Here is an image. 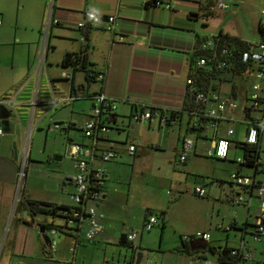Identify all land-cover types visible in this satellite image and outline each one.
Segmentation results:
<instances>
[{"label": "crops", "instance_id": "obj_1", "mask_svg": "<svg viewBox=\"0 0 264 264\" xmlns=\"http://www.w3.org/2000/svg\"><path fill=\"white\" fill-rule=\"evenodd\" d=\"M49 1L0 0V45L15 47L12 69L19 68L24 72L21 76L13 74L15 76L9 86L0 80V101L9 99L13 102L9 107L0 105L4 130V135L0 136V243L8 231L9 221L13 224V229L9 230L4 240L8 252L3 264H135L140 253L141 264H204L206 261L214 264L219 257L209 252V246L221 252L225 247L235 250L242 244L245 250L252 253L248 239H255L253 231L249 227L246 230L243 228L247 223L256 225L260 215L261 202L254 192L238 187L231 178L216 176L196 184V188L201 185L207 191V196L197 199V203L184 195L185 187L189 193L186 181L192 178L191 174L211 177L206 166L207 162L217 159L209 155L216 139L228 137L232 142H246V109L252 86L249 84L250 77L245 81V92L236 96H220V100L235 101L237 107H227L223 118L217 124L208 126L204 138L189 136L187 117L171 122L161 116H154L149 121L138 119L147 107L161 109L166 116L170 111L183 109L189 62L197 40L218 34L209 33L208 21H201L200 26V19L206 14L200 8L203 0H51L50 8ZM156 1L161 4L158 5ZM228 1L231 8L232 0ZM49 9L50 34L44 46L41 31L36 41L18 34V28L28 30L35 27L37 24L33 19L40 13L45 16ZM88 13L99 15L101 22L81 27ZM13 15L16 19L12 25ZM111 16L116 18L114 23L108 20ZM14 24L17 28L15 31ZM10 31H14L12 38ZM53 37L67 43L61 46L52 41ZM244 40L252 43L260 41ZM34 44L36 51L33 54L31 48ZM19 45L22 48L28 45L30 49L27 59L16 66L15 54ZM81 52H86L92 68L105 76L104 91L116 106V122L111 124L107 133L99 134L97 147L101 151L113 150L117 156L109 162L96 158L92 163L94 170L104 173L102 199L92 203L104 215L101 233L94 240H87V221L80 225V232L73 230L78 228L75 223L69 224L72 229L68 230V235L61 232L52 235L56 246L51 248L46 245L41 233V226L47 224L37 225L35 220L29 222L24 216L25 211L34 217L38 214L31 212L28 200L74 207L72 195L75 191L70 193L73 203L59 202L53 198H27L29 192L23 190L18 197L19 158L21 150L29 145L31 134L41 131L48 118V131L74 132L69 136V152L73 143L84 146L93 144V140L79 129H83L90 119L94 104L93 100L85 98L86 91L99 90L100 83L88 84L85 72H77L73 81L62 79V74L71 70L62 67L65 55ZM31 85L34 86L33 92ZM73 87L77 91L85 90V96L77 92L79 97L74 98ZM60 97H65V101L60 102ZM241 97L245 99L243 105L238 103ZM34 101L37 103L35 106ZM56 123H71L74 128L55 129ZM230 129H234V135L229 137ZM238 132L242 133L244 139H239ZM187 138L194 140V149L189 152L187 160L181 162ZM132 144L136 146L134 154L129 150ZM263 144L264 135L261 140L264 151ZM231 145L230 158L222 161L232 162L243 158L237 152L232 156L233 150H238V147L234 143ZM261 159L264 162L262 154ZM237 165L236 171L241 170L243 175H247L243 172L244 167ZM73 169L66 176L65 183L75 187L71 180L76 171L74 161ZM137 176L140 177L139 183H142L139 188L153 184L151 194L154 195L152 203L140 202L138 209L143 212L140 216L132 212L134 205L137 206L133 202L140 193L134 184ZM247 176H255L264 183L261 173L254 175L253 171V175ZM211 184L218 187V198L214 197L212 203L208 201L212 199ZM224 193L230 204L245 208V218L235 213V217L225 223L222 218L215 220L209 217V203L219 213L228 206L224 202ZM238 195L244 197L243 202L234 201ZM201 209L203 212H200ZM155 213H161L165 224L161 225L157 217L159 222L148 231L145 226L150 217H156ZM65 224L64 220L61 225ZM199 231L211 235L206 251L194 250L196 244H192L194 241L189 238ZM132 232L138 234L137 239L131 242L133 248L121 244L122 238ZM263 235L258 242L263 241ZM49 249L52 255L47 253ZM187 250L193 254L189 256L185 253ZM252 255L256 262H264Z\"/></svg>", "mask_w": 264, "mask_h": 264}, {"label": "rangeland", "instance_id": "obj_2", "mask_svg": "<svg viewBox=\"0 0 264 264\" xmlns=\"http://www.w3.org/2000/svg\"><path fill=\"white\" fill-rule=\"evenodd\" d=\"M199 0L198 2H200ZM51 0L49 1V8H50ZM201 9H203L204 6H206L209 3V0H203L200 2ZM202 10H200L201 12ZM214 14L212 17L207 18L202 15V18L200 19V26H202L201 21L209 22L208 29L210 32L219 33L220 31H223L233 37L237 38H247L249 40H255L257 41L260 39V33H259V25H264V0H232L231 1V8L227 9L224 12H220L216 9V6L213 7ZM50 9L45 12V16L43 13H40L39 16L35 17L33 21H36L35 27H30L28 30H25L23 27L16 28L14 24V31L16 30L20 36L26 35L29 40L36 41L38 37L40 38V31H41V43H43V46L45 45L44 41L45 39L49 37V31H48V24L50 20ZM15 15L12 16V25L13 22H15ZM43 24V26H42ZM41 26V27H40ZM9 27V25H8ZM223 29V30H222ZM206 30V29H205ZM13 32H9L10 38H12ZM212 36V35H211ZM52 41L55 43H59L61 46L65 45L67 42L63 40H57L56 38H52ZM24 48L19 45L18 49H16L15 54V64L16 66H20L21 61H25L28 56L29 52V46L25 45ZM32 53L34 54L36 51V44H34L31 48ZM15 47L14 46H2L0 45V80L5 81V83L9 86L11 84V79L13 74L18 73L17 75L21 76L23 70L17 68V70L12 69L13 68V59H14V53ZM60 54L59 52L57 53ZM59 74L61 72V69L58 70ZM5 75L6 77H2ZM248 76L245 75L244 77L234 78V84L238 86L237 94H241V92H245V81H247ZM63 79V78H62ZM255 82V77L250 76L249 84H253ZM250 84V85H251ZM230 88L231 85H224L223 86V94L229 95L230 94ZM29 90V89H28ZM30 90L33 92L34 86L31 85ZM29 94L31 95L30 91ZM233 96V94H230ZM238 103L240 105H243L245 103V99L243 97L238 99ZM47 110L48 108H44ZM29 110V109H28ZM41 110V109H40ZM87 114V113H85ZM49 118L47 119V122L44 123L41 127V131H35V134H31L29 138V153L27 157V161L25 164V173L26 178L23 182V187L18 191V197L21 195L22 190L28 191V197H36L39 199L47 198L53 200L59 201V202H66V203H73L70 199V193L75 191V187L72 185H68L65 183L66 176L70 175L73 172V161L69 158V149L68 145L70 142V134H74V132L70 133H63L61 130H47V123L49 122ZM55 122V121H54ZM53 122V123H54ZM239 139H244L241 132H238ZM78 140V138H77ZM24 148V146H23ZM264 148V144H263ZM23 150V151H22ZM21 150L20 155V169H23V159H22V153L24 152V149ZM238 153L237 155L239 157L243 156V152L241 149L233 150L232 156H235L234 153ZM262 156H264V153H262ZM63 158L60 160L59 158ZM234 158V157H233ZM154 162V160H152ZM237 164L233 162L228 161H222V160H214V162H207V168L210 170V176L211 177H205L201 174H191L192 178H190L188 181H186V186H189V193L186 191V187L184 188V195L188 197V200H192L193 203H197V199H203V197L197 196L195 192L196 184H202L204 182L205 178H216V176L221 177L223 179H229L231 178V174L236 171ZM184 165L179 168H183ZM244 174L247 175H253V170L249 168H244L243 170ZM209 179V180H210ZM140 177L137 176L135 180V187L136 190H138L140 193L134 200V205L132 212L137 215H142L143 212L138 209L140 206V202L143 204L152 203V199L154 197L153 194H151L152 191V185H149L147 187H141L139 188L142 183H139ZM185 185V184H184ZM199 187H202L201 185H197ZM212 188V199L208 200L209 202L214 200L213 198H218V192H217V185L211 184L209 186ZM213 187H215V190H213ZM207 196V195H206ZM205 196V197H206ZM225 197V201L228 206H225V209L221 210L220 213L215 207L212 208V205L210 203L208 204L207 214L210 218H213L215 220H219V218L223 219L225 223L229 222L235 217V213L240 215L242 218H245L246 216V210L245 208L238 206V205H232L228 201H226L227 194L224 193L223 195ZM206 199V198H205ZM14 200V199H13ZM197 201V202H196ZM14 203V202H13ZM223 203V202H221ZM200 212H203V209H201ZM220 214V217H219ZM25 218L29 220V222H32L35 220V223L37 225L39 224H54L56 226H60L64 223V219L60 216L53 217L49 214H43L38 213L35 217L29 215L26 211L24 212ZM155 216L159 218L161 225H162V216L161 213H155ZM35 218V219H34ZM13 229V224L9 221L8 223V231L5 233L3 238L1 239L0 243V262L2 264L5 261L6 253L8 252L7 248H5V237L8 234L9 230L11 231ZM216 230V229H215ZM13 232H11L12 234ZM250 248L252 250V253L257 259H260L261 261H264V235L262 237V242H258L253 237H250ZM49 255H52V251L49 249L47 251ZM264 263V262H263Z\"/></svg>", "mask_w": 264, "mask_h": 264}, {"label": "built area", "instance_id": "obj_3", "mask_svg": "<svg viewBox=\"0 0 264 264\" xmlns=\"http://www.w3.org/2000/svg\"><path fill=\"white\" fill-rule=\"evenodd\" d=\"M158 5L161 3L157 2ZM230 2L228 0H216V9L219 11H225L229 9ZM102 18L95 13H88L87 18L84 22L80 24L81 27H85L88 23H100ZM109 22L114 23L116 18L111 16L108 17ZM210 38V37H209ZM123 40V38H121ZM256 45L255 48H252L251 51L244 54V60L247 61L252 59L255 61L257 66L259 67L255 72H253V76L255 77V82L251 86L250 92V102H248V108H252L255 111L259 108V100L264 98V42L254 43ZM213 42L209 40L207 44L204 45V48L212 47ZM206 64L205 58H200L197 62V65L202 67ZM73 71L67 70L62 74L63 79L71 80L73 79ZM98 82L102 87H105V76L99 75ZM188 85H192L193 81L188 79ZM104 89V88H103ZM73 98V97H72ZM221 97L218 95H207L204 92H199L197 94V101L207 105V115L212 118L220 121L223 118L224 112L227 107L236 108L237 104L235 101L228 100L223 101L220 100ZM60 102L65 101V97H60L58 99ZM94 107L92 109V114L90 119L87 121L85 127L83 128L85 131V135L93 140V144L91 146H84L80 143H73L69 152L70 158L75 163V173L71 177L72 182L75 185V192L72 195V200L75 203V206L79 207L81 210L74 211V217H80L81 213H86L88 217L86 221L88 222L87 229L85 231V237L87 240H94L102 231V219L104 215L99 213L96 206H93V202H98L102 199V178L104 173L101 171H96L92 167V163L96 158L101 159L104 162H109L116 158V153L113 150L101 151L97 147V141L99 140V134L101 132L107 133L111 128H109L108 124H105L101 121V112L103 106L112 108V112L114 113V109L116 108L114 100L108 97L105 91L97 94L93 98ZM13 102L9 99H4L0 101L1 106H11ZM34 106L37 104L36 101L33 102ZM154 116H160L158 113H152L149 109H144L142 114L138 116V119L141 121H149ZM105 118V116H104ZM103 118V119H104ZM0 119V136L4 135V130L1 126ZM247 123V136L246 143L255 145L258 144L259 139L262 140L264 135V118H258L253 115V120H246ZM68 123L54 125L55 129H61L68 127ZM215 125V124H214ZM111 126V125H110ZM234 135V129H230L228 131V136ZM262 135V136H261ZM259 136L261 138H259ZM194 140L192 138L185 139L184 142V153L181 156V162H185L187 160L189 152L194 149ZM231 141L228 137H221L216 139L215 146L212 151H209V155L214 158H218L220 160H226L230 158V149H231ZM262 146V145H261ZM129 150L132 154L136 151V146L134 144L130 145ZM29 153V147L26 146L22 155L23 159V169L20 170L18 174V189L20 190L23 186V182L25 179V164L27 161ZM264 153L262 150L260 153L259 163L262 164L260 168V173L264 175V162H262L261 154ZM239 163H245L244 158H238ZM231 179L234 184L244 190H250L255 193V195L260 199L261 207H260V215L256 221V228H253V235L256 240L260 239L262 234H264V183L258 181L255 176H247L242 173L235 171L231 175ZM101 187V188H99ZM18 190V191H19ZM195 194L199 197H205L207 195V191L202 187H197L195 189ZM236 203H241L244 201V197L242 195H238L234 198ZM159 222L157 217H150L145 228L150 231L152 227ZM70 224H74V222H69ZM81 231V229H80ZM51 237V248L56 246V241L52 239V235H57V230H51L49 233ZM138 237V234L135 232L127 235L128 242H133ZM192 241L195 240H205L209 241L211 239V235L204 232H196L194 235L189 237ZM232 254L234 256H239L241 259V264H257L251 252L245 250V245L242 244L240 248L233 249ZM127 264V263H121ZM150 264H160L157 262H151ZM204 264H213L210 261H206Z\"/></svg>", "mask_w": 264, "mask_h": 264}, {"label": "trees", "instance_id": "obj_4", "mask_svg": "<svg viewBox=\"0 0 264 264\" xmlns=\"http://www.w3.org/2000/svg\"><path fill=\"white\" fill-rule=\"evenodd\" d=\"M159 2V1H156ZM161 3V2H159ZM216 6V0H209V3L203 7L205 17H212L214 14L213 7ZM196 16H199L196 14ZM260 33V42H264V25H259ZM209 40H212L213 45L210 48H204V45L207 44ZM256 45L252 42L244 40L242 38L233 37L224 31H220L217 35L212 37H199L195 46L193 56L190 58L189 62V79L193 81L192 85H188L187 93L185 97V102L183 109L180 111H170L169 116H166L163 110L157 109L155 107H147L152 113H158L161 117H166L168 122L172 120H182L184 117H187V133L189 136H195L197 138H204L206 135V129L208 126L217 124L219 121L212 119L207 115V105L197 101V94L199 92H204L207 95L213 96L223 95V86L231 85L230 94L233 96L237 95L238 86L234 84L233 79L244 77L249 80L250 75L253 74L259 67L252 59L247 61L244 60V54L251 51L252 48H255ZM200 58L206 59V64L202 67L197 65V62ZM93 64L89 63L86 52L81 53H67L62 61V67L69 68L73 71V75L77 72H85L87 83L91 84L93 82H98V77L101 75L92 68ZM66 80L65 81H73ZM99 83V82H98ZM100 85V89L96 91L89 92L86 91V96L83 95L84 91H77L73 87V97L78 98L77 92H81L79 95L88 99L93 100L94 96L104 91ZM248 102L250 99L248 98ZM249 107V106H247ZM259 108L253 111L252 108L246 109V120H253V114L258 118H264V98L259 100ZM105 116V118H104ZM116 115L112 112V108L103 106L101 112V121L105 124H108L111 128V124L116 122ZM104 118V119H103ZM64 124V123H62ZM68 127L64 128L66 130L73 129L74 124L68 123ZM85 134L84 129H79ZM86 136V135H85ZM262 136V135H261ZM259 138H261L259 136ZM237 144L238 149H241L243 152V158L245 163H239L237 159L232 162L239 164L242 167L252 169L254 175L260 174V168L262 166L259 163L260 153L262 151L261 140L259 139L258 144L251 145L246 142H232L231 144ZM218 159V158H217ZM220 160V159H218ZM227 160V159H226ZM238 172H242L238 170ZM101 188V187H99ZM30 205V210L33 214L43 213L49 214L53 217H62L65 221V225L56 226L54 224L42 225V228H45L46 231L50 232L51 230H57L58 232L69 234L71 227H69V222H74L77 225V230L80 232V225H82L88 215L86 213H81L80 217H74V211L81 210L79 207L74 206H64L55 203H47L37 200H28ZM162 224H165L164 218L162 217ZM243 230L248 229V227L253 230L256 228L255 225L249 223L244 225ZM121 244L127 245L133 248V244L128 242L127 237H123ZM209 252L218 254V263L219 264H241V259L239 256H234L232 250L228 247L223 248L221 252H218L216 248L209 246ZM189 256L192 255L189 250L185 252ZM196 253V252H195ZM206 260V259H205ZM257 264H263L257 262Z\"/></svg>", "mask_w": 264, "mask_h": 264}, {"label": "water", "instance_id": "obj_5", "mask_svg": "<svg viewBox=\"0 0 264 264\" xmlns=\"http://www.w3.org/2000/svg\"><path fill=\"white\" fill-rule=\"evenodd\" d=\"M59 159L61 160V157ZM41 233L43 234V238H44L46 245L48 247H51V237L47 233L46 229L42 228ZM192 244H196V246L193 248L194 250L198 249V250L206 251L208 249V242L205 240L194 241ZM135 264H141V253L138 255V260L136 261ZM214 264H217V262H214Z\"/></svg>", "mask_w": 264, "mask_h": 264}]
</instances>
